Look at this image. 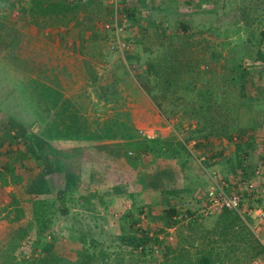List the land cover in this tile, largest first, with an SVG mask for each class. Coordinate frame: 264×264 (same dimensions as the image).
<instances>
[{"label":"rangeland","instance_id":"1","mask_svg":"<svg viewBox=\"0 0 264 264\" xmlns=\"http://www.w3.org/2000/svg\"><path fill=\"white\" fill-rule=\"evenodd\" d=\"M138 1L136 15L137 0H0V149L25 154L0 208L13 191L31 217L1 212L0 234L27 224L21 264L44 214L70 261L84 239L102 250L95 264L264 263L245 230L221 229L222 209L204 210L210 185L238 192L264 248V0ZM60 130L108 138L79 151ZM137 230L144 245L121 240Z\"/></svg>","mask_w":264,"mask_h":264},{"label":"trees","instance_id":"2","mask_svg":"<svg viewBox=\"0 0 264 264\" xmlns=\"http://www.w3.org/2000/svg\"><path fill=\"white\" fill-rule=\"evenodd\" d=\"M58 132V131H57ZM57 134V133H56ZM55 136V135H52ZM59 136V135H58ZM4 140L0 137V148L3 146ZM25 154L23 152L19 151H13L10 149L1 150L0 149V188H4L9 185H20L24 180V175L22 172L17 171V167L21 165V160H23ZM2 158H5L3 161ZM18 161V162H17ZM60 193V192H59ZM58 193V196H59ZM8 196L10 197V200L7 201V203L0 208V216L1 212L3 213V216L7 218L10 222L18 221L20 218L24 216V210L19 205V199L17 198L16 194L13 191H10ZM39 204L42 207L43 201H39ZM171 213H174L173 210H171ZM47 215L44 214L42 219V224L39 229L36 230V244L39 248V252L37 253V257H33L31 260L25 261V264H95L97 260H100V254L102 253V250H95L96 244L93 240H91V245L94 247L93 251H88L89 246H85L84 242L85 240H79L82 244V249L80 248L79 251H77V258L74 261H70L68 258H66L63 254V248L58 239L54 236L46 239L43 232L44 229L47 226V223L49 220L47 219ZM169 219H171V216H168ZM249 217H241V215L236 212L235 210L223 208L222 211L219 213V222L221 223V229L224 231H232V233H235V230L237 228H240L242 231L245 230L243 233L246 235L248 240H254L255 245L259 247V249L253 254L255 256L259 252L263 251V246L259 244L258 239L255 238V236L252 234L249 226H248ZM171 224H175L176 221L170 220ZM170 224V223H169ZM69 229V228H68ZM69 232L67 236H70L74 238L75 236V230H68ZM139 231L138 234L136 233H127L125 235H122L121 240L124 241L125 244L129 243L133 247H138L141 245H144L148 239L150 240V237L148 236V232H144L143 230H137ZM27 231H23L20 235V239L24 236H26ZM58 237V236H57ZM53 238V239H52ZM82 239V238H81ZM156 242H158L155 239ZM249 244L253 245L252 241H249ZM249 245L251 248H254L256 246ZM90 249V248H89ZM142 251L144 247L141 248ZM108 255L105 253V257ZM219 260V259H218ZM199 263L200 264H213V257L211 256V253H202V255L199 257ZM217 262V261H216ZM21 264V261L19 262ZM198 263V264H199Z\"/></svg>","mask_w":264,"mask_h":264},{"label":"crops","instance_id":"3","mask_svg":"<svg viewBox=\"0 0 264 264\" xmlns=\"http://www.w3.org/2000/svg\"><path fill=\"white\" fill-rule=\"evenodd\" d=\"M140 1H142V0H140ZM138 2L139 1L137 0V4H134V3L132 4V5H134V10L136 12V15H138V14L141 13V11H139V10L142 8V5H143V3H142L143 1L141 3H138ZM117 124H120V123H117ZM118 126H121V124L118 125ZM117 132H118V130H117V127H116V129L114 130V133L109 134V135L112 136V140L120 139V138H117L115 136V133H117ZM118 134L121 135L120 132ZM65 136H67L68 138H66ZM51 137L55 141H60V140L61 141H68V142H70L71 144L74 145L73 146L74 149H77V150L81 151V149H83V148L84 149H89V148L92 149L90 147L91 146V143L93 145H95L97 143L98 145H96V149H99L100 148V144L99 143L104 142V140L106 141V139L108 138V134L106 133L105 130H103V134L96 133L94 135H89V134L88 135H81V132L80 133H75V134H69L67 132L65 133L62 130H60V133L56 134L55 136H51ZM75 169H76L75 170V173L76 174H77V171H78V174L79 173L82 174V170H79L78 167L75 168ZM41 171L42 172L40 173V176H41L42 180H44L45 182H50L51 181L53 183V178L52 177H49V176H51L49 174L51 172L49 171V169H48V167H47L46 164H44L42 166V170ZM48 187H49L48 189H50V193H48V194H50V195H47V194H42L41 195L40 193H38L37 194L38 195L37 197H39V198L40 197L43 198V197H46V196L47 197L48 196L52 197L53 190L51 189L52 188L51 187V184H49ZM73 189H75V188H73ZM28 216L29 215L27 213V210H25L24 211V216L22 218H20L18 221L21 222L23 220H26L28 222V220L31 218L30 216L28 218ZM7 221L9 222V224L10 223H16V222H18V221L10 222L8 219H7ZM20 225H17V227H14V225H8V228L10 230L8 232H6V235L0 234L2 236V239L0 238V264H20L19 263V258L20 257L15 258L14 257L15 256L14 254H15V251L17 250V248H16L17 247V244L16 243L18 242V244H19V246H18L19 248L17 250V251H19L22 241H24L26 239V236H24V237H22L20 239V236H21L20 234L24 230H26L27 224H26V226H24V225L20 226ZM48 235H50V234H48Z\"/></svg>","mask_w":264,"mask_h":264},{"label":"built area","instance_id":"4","mask_svg":"<svg viewBox=\"0 0 264 264\" xmlns=\"http://www.w3.org/2000/svg\"><path fill=\"white\" fill-rule=\"evenodd\" d=\"M113 24L111 26L113 27L115 32H120L125 27L123 21L121 20V17L118 16L117 11L113 13L112 21ZM109 26V25H106ZM119 37L116 36L113 43L114 45L121 46L122 44H125L124 41ZM262 192H264V188L261 189ZM242 204V197L238 192H227L225 189L218 187L217 185H210L207 193L205 195V203H204V210L208 212H212L214 209H231L235 211H239ZM28 243L26 241H23L20 246V250L22 253H26L28 251ZM255 264H264L261 260L256 259Z\"/></svg>","mask_w":264,"mask_h":264}]
</instances>
